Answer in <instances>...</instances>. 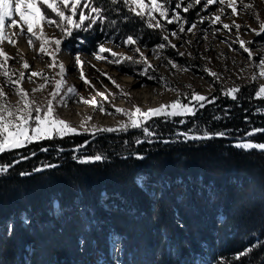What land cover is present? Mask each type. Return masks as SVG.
<instances>
[{
	"label": "trees",
	"instance_id": "16d2710c",
	"mask_svg": "<svg viewBox=\"0 0 264 264\" xmlns=\"http://www.w3.org/2000/svg\"><path fill=\"white\" fill-rule=\"evenodd\" d=\"M97 6L115 21L101 37L110 25L131 30L120 2ZM255 92H216L184 123L149 124L151 136L104 133L90 144L100 161L70 151L84 135L0 153L12 165L0 174V264H264V151L229 139L264 129ZM189 130L227 135H177ZM247 140L264 143V132ZM46 164L56 167L34 171Z\"/></svg>",
	"mask_w": 264,
	"mask_h": 264
},
{
	"label": "rangeland",
	"instance_id": "374dc122",
	"mask_svg": "<svg viewBox=\"0 0 264 264\" xmlns=\"http://www.w3.org/2000/svg\"><path fill=\"white\" fill-rule=\"evenodd\" d=\"M117 1L123 5L122 0H116L115 3ZM98 2L99 0H96V4ZM106 2L110 3L112 0H106ZM178 2L179 0H169L168 7L175 8ZM189 2H192V0H189ZM144 3L150 6V0H144ZM205 3L206 0H201L200 4L195 5L187 13H184L182 9L178 10L184 19L188 21L187 24H184L185 31L183 32L179 31L178 23L167 24L163 20L161 21L164 24L163 29L149 28L144 19L136 17L130 12L131 14L127 15L134 17L132 20H128L130 26H132L131 30L118 28L119 25H110L109 32L101 37L98 29L106 24L104 21L103 23L98 22L88 31H74L71 36L63 40L55 59L57 62H63L66 66L64 75L66 84L60 90V95L64 97V100L63 104L59 102V98L54 100V107L56 114L61 119L78 130V133L66 136H86L87 143H84L82 147L70 148V151L74 152L73 154L78 159L97 155L92 153L93 149L90 148V144H93L104 133H112L117 136L129 133L137 134L136 132L139 131L144 133L140 128H129L127 131L100 132L98 135L93 136L91 132H85L81 128L82 122H86L84 126L88 128L93 126L118 127L120 122H126L128 117L116 113V108L134 111V106H139L142 110L147 111L161 104L168 105L177 99L182 103H189L192 92L211 98L216 92L221 91V94L224 95V91L237 85L255 88L256 91L260 85H264V77L259 76L260 61L264 59V33L257 35L253 31L259 30L260 22H264V0H242L243 4H250L252 7L245 9L238 6V15H233L231 9H226L225 14L221 16V23L216 25L210 23V20L214 15L220 13L222 6L215 3L205 8ZM124 8L126 9L124 13L129 12L125 6ZM108 14L109 16L118 15L116 12ZM201 16L205 18L203 23L199 22ZM13 18L16 19L19 25L23 24L18 15H14ZM51 18L58 19L54 14ZM157 18L159 19L158 14ZM233 21L242 26L239 31L234 27L231 30L222 27L224 23L232 24ZM112 22L110 20V23H107L111 24ZM192 24H196V28L191 32L187 31ZM6 25H9L5 29L7 35L17 41L15 45L8 43L7 40L0 42V48L15 58L9 61L10 70H14L17 77L20 72L25 73V78L19 81L20 87L28 92L31 100L43 105L49 99H52L50 94L55 90V81L61 79L58 75L60 69L58 66L49 67L53 63L52 57L39 53L40 41L34 39L33 45L30 47L28 36L18 35L19 27L10 26V21H6ZM42 27L47 37L61 38L62 34L55 26L43 24ZM34 31H39V29L36 28ZM127 31L131 33H126ZM132 32H134L133 35H131ZM172 32H177V35L173 36ZM14 33L16 35H13ZM129 35L137 41L136 44L124 43ZM164 36L168 37L167 41L163 39ZM237 38L252 42L246 44V47L252 53L251 59H249V54L240 47ZM97 39L98 41H96ZM101 44L113 52L130 56L133 59L124 60L120 64L111 63L110 61L115 58L112 57L110 52H106L102 54L106 59L98 60L95 58L94 53L98 52V47ZM159 44H164L165 47L158 49L157 45ZM171 45H175V47ZM137 48H139V52L136 51ZM49 51H52L51 47H49ZM140 53L144 54L146 62L152 66L147 75L139 74L145 67V61L141 58ZM180 53H183V55H180ZM77 55L83 62L82 71L90 84H86L80 78L81 66L76 63ZM21 57L29 63V69L22 67ZM169 61H172L176 67H172L168 63ZM206 69L209 71H206ZM31 72H41L44 76L51 77L43 90L33 91L40 84H44L45 81L43 76L29 79ZM210 72L217 73L218 79L211 76ZM102 73H107V76L102 75ZM253 74L257 75L255 81L252 80ZM108 77H111V80ZM112 81H115V84ZM132 82H136L137 85L129 87L128 85ZM116 85H119V87ZM68 86H75L77 94L65 95ZM0 87H3L8 101L16 104L19 96L15 88L5 82L2 75H0ZM100 93L104 95L102 96ZM81 97L85 100H97L103 105L106 112H101L99 107H95L90 103L82 102ZM197 107L199 105H196ZM185 116L189 115L168 118L164 116L153 117L147 122L146 127L149 129V124L151 126L152 123L173 121L175 117L180 119V123H184ZM89 117H91L90 120ZM150 131L149 129L147 135L151 136ZM59 139L61 137L57 136L55 139L43 140ZM43 140L36 142L41 143ZM237 142H248V140L236 141L235 144Z\"/></svg>",
	"mask_w": 264,
	"mask_h": 264
},
{
	"label": "snow or ice",
	"instance_id": "6c2138e0",
	"mask_svg": "<svg viewBox=\"0 0 264 264\" xmlns=\"http://www.w3.org/2000/svg\"><path fill=\"white\" fill-rule=\"evenodd\" d=\"M113 3L116 0H112ZM123 5L128 9L129 12L134 14L136 17H140L145 20L147 27L155 29H163L164 24L161 22L166 21L167 24L178 23L179 31L183 32L184 24L188 21L180 14L179 9H182L184 13L189 12L195 5L200 4L201 0H179L176 3L175 8H169V0H150V6L144 3V0H122ZM219 3L222 7L220 13L214 15L210 20V23L216 25L221 23V16L225 14L226 9H231V14L238 15L237 8L242 6L245 9L252 7L250 4H243L242 0H206L204 4L205 8ZM186 5V6H184ZM58 19L51 18L52 15ZM157 14L159 19L157 18ZM14 15H18L20 21L23 22L19 25L14 19ZM78 17V19H76ZM104 9L97 6L96 0H0V42L7 40L8 43L15 45L16 40L9 37L5 31L6 21H10V26H15L20 28L18 35H27L28 44L31 47L33 45L34 39L40 41L39 53L48 55L52 57L53 63L49 67L58 66L60 72L58 75L61 79L55 81V90L51 93L52 99H49L45 104L41 105L34 100H31L28 96V92L20 87L19 81L25 78V73L20 72L18 77L14 70H10L9 61L15 59L6 53L2 48H0V75L5 78V82L13 86L16 90L19 100L16 104H12L7 99V94L4 92L3 87H0V153L10 152L14 149H19L27 146L36 141L43 139H55L57 136L63 138L69 134H76L78 130L70 124L61 119L55 112L54 100L59 98V102L63 104L64 97L60 95L61 88L66 84L64 80V75L66 73V66L63 62H57L55 55L60 50V46L63 40L67 39L72 35L74 31L83 30L88 31L95 24L103 23L105 21ZM204 17H200V23L204 22ZM257 19H259L257 17ZM115 23V21H113ZM48 24L50 26H55L58 28L62 34L60 39L49 38L43 30L42 25ZM26 26V32L25 28ZM224 29L231 30L233 27L239 31L242 27L236 24L234 21L232 24L224 23L222 25ZM38 28L39 31H34ZM196 28V24H192L187 31L191 32ZM257 35L264 33V22H260L259 30H253ZM173 36L177 35V32L171 33ZM13 35H16L14 33ZM165 41L168 40L167 36H164ZM238 39L240 47L249 54V59L252 57L250 49L246 47V44H251V41H244ZM125 44H136L137 41L129 35ZM175 47V45H171ZM49 47L52 51H49ZM164 44L157 45L158 49L164 48ZM139 52V48L136 49ZM110 52L113 59L111 63L120 64L124 60H132L130 56H126L120 53L113 52L109 48H105L103 44L99 45L98 52L94 53L96 59H106L103 53ZM141 58L145 61L144 70L141 71L140 75H147L148 70L152 67L146 62V58L143 53H140ZM183 55V53H180ZM22 67L24 69H29L30 65L26 60L21 57ZM76 63L81 66L80 78L86 83L90 84L84 73L82 71L83 62L80 60L79 56L76 57ZM172 67L176 65L169 61ZM94 67V66H93ZM206 71H209L206 69ZM102 75L107 76V73H102ZM210 75L218 79V74L210 72ZM43 76L45 81L44 84H40L37 89L33 91L43 90L47 82L51 77L44 76L41 72H31V76L37 77ZM259 76L264 77V59H261L259 65ZM152 78V77H149ZM111 80V77H108ZM257 75L253 74L252 80L255 81ZM115 84V81H112ZM119 87V85H116ZM241 86L237 85L223 92L224 95L230 96L233 100L237 99V94L240 92ZM77 94L75 86H68L65 95ZM128 95L127 93H123ZM100 95H104L100 93ZM255 97L258 99H264V85H260L258 90L255 92ZM82 102L90 103L95 107H99L101 112H106V109L97 100H85L83 97L80 98ZM107 99V97H105ZM215 97H206L198 93L192 92L190 94L189 103H182L179 99L171 102L168 105L161 104L156 108H150L147 111L142 110L139 106H134V111H129L127 109L116 108V113L126 115L128 117L127 121L120 122L118 127H96L91 128L85 127L82 122L81 128L85 132H91L93 136L98 135L100 132H115V131H127L129 128H140L145 134H149V129L146 127L147 122L153 117L164 116L165 118L172 116H182V115H194L196 111V105L203 107L205 103H213ZM258 112H264V109H257ZM218 118V117H217ZM89 120L91 117L88 118ZM183 122V121H181ZM255 132H264V129H253L250 132L245 133V135L251 138ZM177 135L183 136L185 140H204L211 139L213 136H225L226 132H209L204 130L202 133H196L189 130L185 133H178ZM167 142V141H165ZM87 143V141H85ZM136 143H141L140 140H136ZM82 147V145L80 146ZM235 147L242 149H260L264 151V143H253L251 140L248 142H237ZM41 151H47V149H41ZM35 155V153H32ZM28 157H23L27 159ZM105 157L102 154H97L95 156L84 157L80 160L81 163H87L91 161H100ZM138 158H142L139 157ZM13 163H19V160ZM11 164L0 163V174L5 173L11 167ZM56 167L53 164L43 165L42 168H36L34 171H41L43 168ZM21 175H28V173H21ZM259 243V242H258ZM254 247V246H253ZM251 248L245 249L243 252L237 254V259L242 256L247 255Z\"/></svg>",
	"mask_w": 264,
	"mask_h": 264
},
{
	"label": "water",
	"instance_id": "95a60500",
	"mask_svg": "<svg viewBox=\"0 0 264 264\" xmlns=\"http://www.w3.org/2000/svg\"><path fill=\"white\" fill-rule=\"evenodd\" d=\"M217 137H220V136H217ZM247 136L245 135V136H243V137H240V138H229L230 140H232V141H246L247 140ZM21 159V158H20ZM19 159V160H20Z\"/></svg>",
	"mask_w": 264,
	"mask_h": 264
},
{
	"label": "bare ground",
	"instance_id": "6f19581e",
	"mask_svg": "<svg viewBox=\"0 0 264 264\" xmlns=\"http://www.w3.org/2000/svg\"><path fill=\"white\" fill-rule=\"evenodd\" d=\"M19 32H20V29L18 30ZM25 32H26V28H25ZM24 36H27V35H24ZM68 67H70V66H68ZM137 85V83L136 82H132V83H130V85H128L129 87H134V86H136ZM103 114V113H102ZM101 114V115H102Z\"/></svg>",
	"mask_w": 264,
	"mask_h": 264
}]
</instances>
